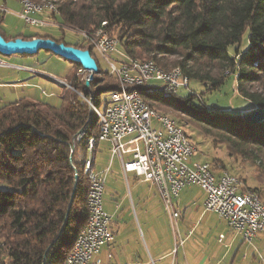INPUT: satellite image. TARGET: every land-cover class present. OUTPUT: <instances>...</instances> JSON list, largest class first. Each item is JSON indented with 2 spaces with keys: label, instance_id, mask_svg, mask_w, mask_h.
Wrapping results in <instances>:
<instances>
[{
  "label": "trees",
  "instance_id": "trees-1",
  "mask_svg": "<svg viewBox=\"0 0 264 264\" xmlns=\"http://www.w3.org/2000/svg\"><path fill=\"white\" fill-rule=\"evenodd\" d=\"M28 1L55 6L59 31L93 34L102 29L118 40L124 59L153 62L166 72L178 70L207 91L220 89L232 78L239 97L251 108L264 109V0ZM2 21L0 17V27ZM245 33L248 46L241 51ZM18 38L50 39L90 55L92 51L83 41L72 44L63 36L53 39L39 33L18 34L5 41ZM72 65L69 87L103 110L104 96L118 91L117 80L98 68L86 88L77 77L81 67ZM110 77L115 82L105 83ZM194 96L143 98L153 110L167 108L194 123L214 146L224 145L230 159L255 169L252 178L264 186V122L247 124L238 112H211ZM175 122L183 131L189 124ZM79 133L85 138L77 142ZM98 135L97 116L70 90L61 95L58 107L29 100L0 107V264L65 263L88 220L89 185L83 175L86 140L95 139L97 153ZM242 190L264 203L259 188Z\"/></svg>",
  "mask_w": 264,
  "mask_h": 264
},
{
  "label": "built area",
  "instance_id": "built-area-1",
  "mask_svg": "<svg viewBox=\"0 0 264 264\" xmlns=\"http://www.w3.org/2000/svg\"><path fill=\"white\" fill-rule=\"evenodd\" d=\"M20 5L21 11L16 15L26 26L60 29L61 25L54 20L51 11L32 12V5ZM7 12L5 7H0V14ZM80 41H85L86 47L98 50V56L107 65L110 76L130 78L133 79V86L154 87L170 94L177 95L180 90H188L189 85L178 74L161 77L153 66L129 67L124 55L118 53L119 42L116 38L96 35L91 39L80 38ZM4 66L0 60V67ZM85 75L91 76L92 73L85 71ZM78 97L83 102L81 93ZM105 102V118L99 128L97 142L110 145V159L119 162L124 175L132 173L156 189L172 221L179 218L174 201L183 189L194 186L205 195L204 212L215 214L243 242L251 244L257 236H264V209L254 208L252 192L233 186V178L237 177L231 174L230 177L215 175L214 169L213 173H206L205 164L191 162V157L184 150V141L177 139V134L167 122L144 111L138 94H110ZM85 104L89 106V103ZM108 173L109 166L104 172L95 170L91 180L93 197L89 204L91 226L81 232L76 250L70 252L65 264H93L100 250L115 240L111 228L112 217L103 207ZM222 239L220 236L219 240Z\"/></svg>",
  "mask_w": 264,
  "mask_h": 264
},
{
  "label": "crops",
  "instance_id": "crops-1",
  "mask_svg": "<svg viewBox=\"0 0 264 264\" xmlns=\"http://www.w3.org/2000/svg\"><path fill=\"white\" fill-rule=\"evenodd\" d=\"M26 68L20 67L18 71L39 75ZM28 87L25 82L0 83L3 98L10 101L7 104L20 100L43 102L39 94L29 91ZM32 89L39 92L37 86ZM109 151L108 143L99 144L94 170L104 172L109 166L111 173L115 164L117 176L127 178L131 175L123 174L119 162L110 159ZM150 187L154 193L140 199L142 202L138 203L137 211L127 204L123 208L117 203L111 205L103 201L105 212L112 217L115 240L100 250L93 264H264V236H257L251 244L243 242L215 214L204 212L205 195L200 189L193 186V195L183 194L184 189L180 192L174 201L179 218L172 221L156 189ZM121 203L125 204V197ZM220 236L222 240H219Z\"/></svg>",
  "mask_w": 264,
  "mask_h": 264
},
{
  "label": "rangeland",
  "instance_id": "rangeland-1",
  "mask_svg": "<svg viewBox=\"0 0 264 264\" xmlns=\"http://www.w3.org/2000/svg\"><path fill=\"white\" fill-rule=\"evenodd\" d=\"M0 7H5L8 11L5 15L0 14V17L3 18L0 28L4 39H7L8 36L12 39L16 34L30 35L33 33H39L50 36L53 39H59L63 36L67 42L72 44L82 42L80 41L81 37L79 34L72 33L68 30L59 31L53 27L35 28L26 26L23 21L15 15L21 11L20 3L15 0H0ZM247 39L248 35L245 33L240 45L241 51H245L247 49ZM91 55L95 60L97 67L103 72H108V67L104 63L103 59L99 57L95 51H91ZM113 56L118 58L117 55ZM0 60H2L3 64L6 66V68H0V83L12 84L25 82L30 86L28 87L29 91L37 93V95L39 94L43 102L47 101L52 103V106L54 107H58L60 105L61 95L64 94L66 90H70L68 86L71 84L70 78L74 68L73 65L57 56L52 55L51 53L40 50L37 54L32 56H0ZM23 66L28 67L26 70L39 75L36 76L25 72H19L20 67ZM104 76L105 75L102 74L100 78L102 79ZM106 82L114 83L115 81L110 77V79H106L105 83ZM61 83H63V86H61ZM36 86L38 87L39 92L32 89V87L35 88ZM2 90L3 89L0 90V106H4L10 102L8 99L3 98ZM190 94L195 95L194 98H196V102L203 105L211 112L230 111L239 113L240 110L251 107V104L248 101L242 99L236 94L232 78H228L220 89L211 92L207 91L203 84L190 81L188 90H180L177 93V97L184 98ZM104 98L107 100V96H104ZM154 110L159 115H166L170 118L173 117L177 122L181 120L184 123H189L188 126H183V133L185 132L184 135H186V139L193 145L195 150L193 156L191 157V162L211 163L216 174H220V172L224 170L223 166H225L227 173H231V175H234L242 180L241 189L244 188V190H246L248 188H259L260 193L264 198V186L263 184H257L256 180L252 178L255 173V169L250 168L249 164H246L247 162L245 163L240 160L234 161L233 159H230L224 145L214 146L212 139L204 136L198 128L194 127L196 125L187 118L173 114L167 108L154 107ZM100 111H102V108ZM115 170L116 165L114 164L111 173L108 174L105 180L103 201L111 205L112 202L117 203L123 208H125L127 204L130 208L132 207L133 210L136 209L137 211L138 203L142 202L140 199L143 197L148 198L154 193L151 190L152 188L148 183L143 182L142 178H136L133 174L128 175L127 178L124 176H117L114 172ZM193 193V186L187 187L183 190V194L193 195ZM123 197H125V204L121 203ZM138 197H140L139 201Z\"/></svg>",
  "mask_w": 264,
  "mask_h": 264
},
{
  "label": "bare ground",
  "instance_id": "bare-ground-1",
  "mask_svg": "<svg viewBox=\"0 0 264 264\" xmlns=\"http://www.w3.org/2000/svg\"><path fill=\"white\" fill-rule=\"evenodd\" d=\"M21 3L24 4H29L32 5V12H40V13H49L50 11L52 12V15H56L57 14V10L56 7L53 6L50 3L47 4H34L28 0H24ZM106 23H102L101 26L105 27ZM79 34V36L81 38L84 39H91L92 37H95L96 35H108L105 31H103L102 29L96 31L93 34H88L86 32H81V33H77ZM83 43L86 45V42L83 41ZM92 51H95L98 54V50L95 49L94 47H90ZM124 61L129 65V67H134V68H146V67H151L153 66V69L158 71V75L161 77H169V75H175L178 74L180 77H183L185 79V82L189 85V80L182 75V73L180 71H173V72H166L163 71L162 69H160L158 66H156L153 62H140L137 60H127L124 59ZM84 76V77H82ZM118 82V91L113 93V94H138L139 95V102L142 104V106H144V111L147 112L148 114H152V116L154 117H159L161 120H164L165 122H167V124H169L173 129L175 134H177V139H181L182 141H184V150L187 151V153L189 154L190 157L193 156L194 153V148L193 145L191 143L188 142V140L186 139L183 130L176 124V122L166 116V115H159L155 112V110H153L150 105L144 100V96H148V95H154L157 96L159 98H161L162 100H174L176 94H170L167 92H164L162 90H159L157 88L154 87H148V86H133V79L130 78H124L122 76L119 75H112ZM77 77L83 79L85 82L88 81L89 84L91 82V78L90 76L85 75V71L81 68L78 73H77ZM68 88L74 92L75 94H79L78 92L74 91L72 88H70L68 86ZM83 102L84 103H89V107L90 109L93 111V113L97 116L98 118V123H99V128L102 125L103 122V118H105V111L104 109L102 111H100V109H97L96 107H94L93 103H92V99H87L83 97ZM84 134L82 133V135H78L76 141H83L84 140ZM94 138H88L87 141V157L86 160L84 162V169H83V175L85 176L87 182H88V193H87V199H86V206H87V210H88V220L87 223L84 227V229H82L79 233V235L77 236L74 245L71 249V251H75L76 247L78 245V241L79 238L81 236V232H83L85 229H89L91 226V222H92V212L90 209V201L93 197V187H92V177L95 176V170H94ZM199 163V162H196ZM206 165V173H213V168L212 165H210L209 163H202ZM215 174V172H214ZM221 177H230V174L225 172H221L219 174ZM233 186L236 187V189H241V182L238 180V178H233ZM251 203L254 205L255 209H264V203L261 201V199L252 193L251 195ZM70 258V254L67 257V260L65 261V263L69 260ZM64 263V264H65Z\"/></svg>",
  "mask_w": 264,
  "mask_h": 264
},
{
  "label": "water",
  "instance_id": "water-1",
  "mask_svg": "<svg viewBox=\"0 0 264 264\" xmlns=\"http://www.w3.org/2000/svg\"><path fill=\"white\" fill-rule=\"evenodd\" d=\"M40 50L50 52L52 55L57 56L64 61L71 64L79 65L84 71L92 73L90 76L91 81L94 75L98 74V67L92 59L89 51L79 50L74 47L58 44L50 39L35 38L32 40L15 39L11 41H5L0 35V56L8 57L12 55L19 56H32L37 54ZM85 87H89V82H85ZM242 118L241 120L247 124H259L264 122V109L249 108L248 110L239 111ZM78 177L75 176V182ZM72 199L69 204L71 206Z\"/></svg>",
  "mask_w": 264,
  "mask_h": 264
}]
</instances>
